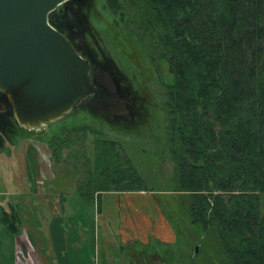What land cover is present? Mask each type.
I'll use <instances>...</instances> for the list:
<instances>
[{
  "label": "trees",
  "instance_id": "1",
  "mask_svg": "<svg viewBox=\"0 0 264 264\" xmlns=\"http://www.w3.org/2000/svg\"><path fill=\"white\" fill-rule=\"evenodd\" d=\"M105 1L149 62L172 75L160 81L162 108L176 190L188 195L191 221L216 228L226 264H264V0ZM91 2L69 0L49 17L80 53L75 30L60 13ZM85 52L90 59L93 53ZM99 92L95 86L92 94ZM23 130L0 111L2 145L4 136L24 138ZM78 132L95 133L84 126L47 138L56 164L75 156L70 135ZM87 150L84 145L81 154L87 173L75 185L85 201L104 192L147 191L118 141L96 138L94 159Z\"/></svg>",
  "mask_w": 264,
  "mask_h": 264
},
{
  "label": "rangeland",
  "instance_id": "2",
  "mask_svg": "<svg viewBox=\"0 0 264 264\" xmlns=\"http://www.w3.org/2000/svg\"><path fill=\"white\" fill-rule=\"evenodd\" d=\"M92 2L89 8L87 4L86 7L69 6V9L60 13V17L73 26L81 54L91 63L93 86L98 87L100 92L98 95H89L65 117L44 126L41 130H30L22 126L23 134L27 136L23 139L12 136L8 140V137L4 136L5 145L0 148V176L7 179L0 180V190L11 193L24 192L26 186L23 184L22 174L29 172L34 175L38 172L33 158L37 146L41 159L40 171L45 176L47 173L61 174L60 183H67V186H63V190L67 191L65 188L68 189L69 184L73 187V184L79 183L87 173L85 157L81 155L83 146L89 149L86 155L94 159L96 138L115 140L120 143L144 178L147 191L137 192L133 197L120 194L125 197L120 202L108 197L105 201L102 200L103 203L99 201L100 205L104 204V212L107 214L105 216H116L113 212L117 205L126 216L129 208L136 206L145 219L155 223L152 230H149L145 219H137L140 228L136 232L143 231L145 244H138L143 242L134 241L135 239L124 240V237L128 238L134 234V229H123V236L119 235L118 238L124 249L117 252L119 257H123L122 263L226 264L227 256L216 228L204 229L193 223L190 219L188 195L176 190L175 162L170 150L166 115L162 108L165 88L161 84L162 81L169 82L172 75L167 73V69H158L149 62L137 36L129 25L121 22L119 16L105 8V0ZM86 50L93 53L90 59L85 56ZM84 126L94 129L95 133H87V138H84L81 132L72 133L70 137L76 151L75 156L69 158L70 162L56 164L51 148L46 142L47 138ZM16 142L20 144L14 145ZM28 142L33 145L30 144L27 154L29 170H26L22 159ZM63 151L66 153L68 148ZM55 182L60 185L59 181ZM77 195L86 207L93 205L92 211L81 212L77 219L71 217L66 224L65 219H61L63 222L58 219L52 221L50 228L57 235L56 246L65 250L64 241L69 243L65 251L56 253L58 264H92L91 258L96 264H101L104 248L101 223L104 215L98 214L97 203L84 204L85 200L78 193ZM2 204L6 208L9 206L6 201ZM3 209L0 205V221L7 231L3 230L4 227L0 228V240L4 243L0 244V249L4 247L9 256L13 248V233L11 225H5L6 216ZM161 216L169 220L166 229L156 224L155 217L160 222L163 220L160 219ZM81 220L86 222L87 229H82V232L79 229L74 231L69 223ZM113 230L119 231L116 228ZM73 242L76 246L72 245ZM129 252H133L135 258L130 259L127 255Z\"/></svg>",
  "mask_w": 264,
  "mask_h": 264
},
{
  "label": "water",
  "instance_id": "3",
  "mask_svg": "<svg viewBox=\"0 0 264 264\" xmlns=\"http://www.w3.org/2000/svg\"><path fill=\"white\" fill-rule=\"evenodd\" d=\"M67 1L0 0V111L30 130L94 92L90 61L50 22Z\"/></svg>",
  "mask_w": 264,
  "mask_h": 264
},
{
  "label": "crops",
  "instance_id": "4",
  "mask_svg": "<svg viewBox=\"0 0 264 264\" xmlns=\"http://www.w3.org/2000/svg\"><path fill=\"white\" fill-rule=\"evenodd\" d=\"M25 137L27 136L25 135L24 138ZM21 140L19 139V141ZM16 144L20 143L16 142L14 145ZM30 144V142L26 144L27 147H25L24 156L22 159V165L25 164L24 169L26 170H29L27 154L29 152ZM0 145H2V143H0ZM4 145L5 141L3 142V145L0 146V148ZM32 145L33 144H31V146ZM35 148L36 153L33 158L36 161L35 166L37 165L38 172H36L34 175L30 174L29 172L22 174L23 184L26 186L24 192L11 193L2 189L0 190V205L4 208L3 213L6 216L5 225L6 227L7 225L10 226L13 220V227H17L16 229H13L12 227L13 235L11 237V243L13 248L11 254L8 256V251L5 250L4 247L0 249L1 264H58L56 253L65 251L69 243L66 240L64 241V244L66 245L65 250H63L61 246H56L57 235L52 231V228H50L52 221L58 219V221L63 222L61 219H65L64 224H66V222L69 221V218L76 217L77 219V217L82 214L81 212L88 210V213L92 211L93 205L91 203L85 201L86 203L84 204H91V207L88 208L86 207L87 205H83V203L79 201L75 187L76 183L73 184V187H71V184H69L68 189L65 188L67 191H65L63 190V186H67V183H60V181H62L61 174L53 173L48 175L47 173V176L42 174L40 171L41 159L38 154L37 146H35ZM5 179L7 178L0 176V180ZM56 180L59 181V186L57 182H55ZM135 193H137V191L104 192L102 195L100 194V196H98L94 202L95 204L97 203L96 205L98 206V214L101 216L102 214L104 215L102 217L101 223L104 235V248L102 251L101 264H126L122 263L123 257L118 256L119 251L124 249V246H122L123 244L118 238L119 235L123 236L124 228L128 227L130 229H134L135 234L129 236L128 238L124 237V240L135 239L134 241L139 240L143 242H138V244H145L144 242L146 238L142 237L143 231L136 232L137 229L140 228V226L137 224V219L140 217L145 219L143 214L136 208V206H131L128 210V215L126 216V214H122V209H120V207L117 205V208L113 212V214H116V216L112 218H106L105 215L107 214L104 212V204L100 205L99 203V201H105L107 197L120 202L125 198L120 194L133 197ZM4 201H6L9 205L7 208L4 204H2ZM1 217L0 220H2ZM160 219L163 220L159 222L157 217H155L156 224L160 226L162 225L163 229H166L168 227L167 222H169V220L163 216H161ZM145 222L147 223L149 230H152V227L155 226V223L151 220L148 221V219H145ZM69 224L74 231L79 229L82 232V229H87V224L83 220L80 222H71ZM3 227L4 224L2 221H0V228ZM115 228L119 231H114L113 229ZM3 230H6V228ZM3 230H1V232ZM0 244L4 243H2L0 240ZM72 245L76 246V243L73 242ZM127 255L130 259L135 258L133 252H129ZM81 256L83 255L81 254ZM91 263L96 264L92 258ZM129 264H131V262H129Z\"/></svg>",
  "mask_w": 264,
  "mask_h": 264
},
{
  "label": "flooded vegetation",
  "instance_id": "5",
  "mask_svg": "<svg viewBox=\"0 0 264 264\" xmlns=\"http://www.w3.org/2000/svg\"><path fill=\"white\" fill-rule=\"evenodd\" d=\"M92 67H93V64H92Z\"/></svg>",
  "mask_w": 264,
  "mask_h": 264
}]
</instances>
